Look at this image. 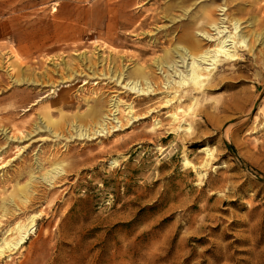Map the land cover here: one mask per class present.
<instances>
[{"label":"rangeland","instance_id":"obj_1","mask_svg":"<svg viewBox=\"0 0 264 264\" xmlns=\"http://www.w3.org/2000/svg\"><path fill=\"white\" fill-rule=\"evenodd\" d=\"M219 5L264 33V0H0V241L36 216L0 264H264V46L166 87ZM135 65L152 90L124 86ZM97 104L104 129L77 136Z\"/></svg>","mask_w":264,"mask_h":264},{"label":"bare ground","instance_id":"obj_2","mask_svg":"<svg viewBox=\"0 0 264 264\" xmlns=\"http://www.w3.org/2000/svg\"><path fill=\"white\" fill-rule=\"evenodd\" d=\"M225 5V4H224ZM226 7L219 5L220 10V17L218 16V23L217 19L212 18L210 21L209 26H211L214 30L213 33L209 32L208 30H199L197 29L196 32L200 34L202 37L207 39L210 43L206 46H203L202 43L196 40V38L193 35V32L186 31L187 35L181 36V40L184 42L182 45H179L178 47L174 48V51L177 52L178 58L182 62L185 59V56L190 60L187 62L186 66L187 69L185 71V74H182L181 72H177V78L176 80H170L166 79V87H170L173 90V95L171 99H179L180 94H182L185 89L183 87L188 86L186 91H192V90H199L203 91L205 88V83L209 85L212 81L213 77V70L216 68L218 63L221 61H233L238 57L237 49L243 46H247V51L250 52L253 49V44L258 43L262 44L264 46V33H255V32H248L241 30L242 27L240 26L241 21L238 17H232L230 18L228 15L225 14ZM211 18V17H210ZM254 20V19H253ZM252 21V19H251ZM221 23V24H220ZM220 24V25H219ZM251 25V22L249 23ZM191 29V28H190ZM252 37V40L250 41L249 37ZM182 50V52L180 51ZM177 62L172 58H168L167 56L164 58V60H158L155 62V65L157 69H161L162 67H165L168 75L171 73V71L175 72L176 69L173 68L174 66H177ZM168 70H171L168 72ZM123 75V71H119V74L117 76L118 81ZM215 75V74H214ZM114 77V76H113ZM127 77V83L124 84V86L128 85V89L133 90L137 87V82L141 84V87H137L135 89V92L143 93L150 90V83L157 84V81L155 78L151 80L149 78V73L143 71L141 67L138 66H132L131 69L126 74ZM116 78V79H117ZM25 80V78H23ZM172 86H171V84ZM152 90V89H151ZM177 93V94H176ZM183 96H186L187 93L182 94ZM181 95V96H182ZM171 99H168L166 101H170ZM128 108H132L130 105H128ZM101 107L99 105H93L90 106V108L87 111V114L91 121L86 125L87 127H84V124H79L78 128L76 129L77 136H88V134L95 135V133H99L104 129V126L101 122L98 121L99 117L101 116ZM171 116L173 120L177 119V113L176 109L174 108L171 112ZM45 124V127L48 130H51L53 135H57V130H52V126H54V121L51 119H47ZM62 122V121H61ZM75 124V123H74ZM60 125V124H59ZM71 125V124H70ZM41 128L43 126H40ZM113 127V126H112ZM36 128H39L36 126ZM56 129V127H55ZM188 129V128H187ZM87 130L89 131L87 133ZM203 152H206L208 154V151L210 150L208 146H204L200 149ZM56 165L52 167L50 171H47L44 173L43 178L47 179L52 171H57L59 167H61V163H55ZM51 166V165H50ZM64 172V171H63ZM59 173V171L57 172ZM65 173V172H64ZM18 192L22 196L21 202H25L28 199V195L30 194L29 191V185H23L18 187ZM36 216L35 214L29 216L26 221H19L17 224L11 229V231H14V236L12 237H5L2 238L0 241V256H2L6 251H12L14 249H18L27 239V237L32 233L33 228L35 226Z\"/></svg>","mask_w":264,"mask_h":264}]
</instances>
